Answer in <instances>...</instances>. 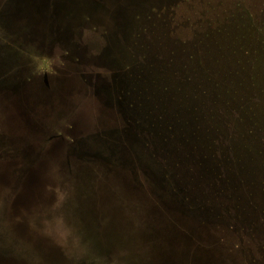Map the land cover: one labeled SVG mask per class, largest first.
<instances>
[{
	"label": "trees",
	"instance_id": "trees-1",
	"mask_svg": "<svg viewBox=\"0 0 264 264\" xmlns=\"http://www.w3.org/2000/svg\"><path fill=\"white\" fill-rule=\"evenodd\" d=\"M138 6L133 32L121 34L126 60L106 66L109 83L84 81L96 101V92H110L98 101L106 112L92 133L108 145L99 152L105 157L69 160V180L85 177L94 186L134 178L140 182L127 185H159L187 204L197 192L199 205L215 206L217 222L259 217L264 243V18L231 12L197 20L181 37L167 29L177 25L169 10L155 16L158 9ZM61 46L69 63L80 61L72 41ZM107 118L115 120L113 130L101 129ZM79 138L66 139L79 148ZM147 200L160 206L157 195Z\"/></svg>",
	"mask_w": 264,
	"mask_h": 264
},
{
	"label": "rangeland",
	"instance_id": "rangeland-1",
	"mask_svg": "<svg viewBox=\"0 0 264 264\" xmlns=\"http://www.w3.org/2000/svg\"><path fill=\"white\" fill-rule=\"evenodd\" d=\"M22 1L23 4L30 3L34 7L37 0ZM40 1L43 0H38L37 2ZM58 1L55 0V3L59 4ZM141 3L148 8L150 7V10H153V8L154 10L158 9L156 15L153 13L155 16H159L162 12L164 16L167 14L170 18H174V23L177 22V25L174 24L172 28L167 29L169 32H176L181 37L188 36L193 31L195 28L193 22L195 21L209 20V18L222 20L226 18L227 14L230 15L231 12L242 13L247 16L258 15L259 18H264V0H74L73 2H61V6H63L61 10L65 11L60 14L65 15L70 6L75 7L71 9L73 14L69 13L66 17L54 15L55 19L53 21L49 19L50 22L47 23L46 20H42L37 26L44 27L47 25V30L50 32L51 22H53V28L58 27L66 30L64 25L67 26V21L69 20V26L71 27H69L68 33L70 32V36L73 37L70 40L71 37L68 36L69 43L72 41L76 49L79 50L81 55L79 56L80 61H71L69 63L67 59L70 57L63 54L61 44H56L58 43V35L51 34V36L45 37L44 35V38H40V40L48 44L54 43L50 49L46 46L34 51V45H25L26 47H23L24 49L20 52L21 56L24 57L25 63L12 66V69L9 70L11 73L13 72L12 75L16 73L20 74V71H22V75L29 82L33 78L37 79V82L39 81L37 89L39 91L42 90L41 93H48V91L57 92V98L52 100L51 106L46 105L48 103L37 106L41 111L38 117L39 120L48 124L53 134L64 135L67 138L63 130L72 128L69 127L70 122L76 117L82 122V125L97 126L96 115L99 114L98 112H100L101 107L97 103L98 100L96 101L94 98L95 94L92 90L90 91L91 88L84 81L90 79L94 84L96 82L97 85L109 83L110 74L108 71H105L106 66L112 60H121V62L126 60L127 51L121 50H124L121 34L133 32L134 19L137 17L136 15L141 14L138 11V4ZM167 10L169 11L165 14L164 12ZM19 14L17 13L16 17ZM19 17H22V15ZM186 21L189 22L186 23ZM19 22L20 19L18 18L16 26H24L22 22ZM106 32L110 34V45V42L108 43L104 36ZM31 33L32 35L34 34V32ZM4 35L0 26V43L1 41H6ZM38 41H36L35 46L39 45ZM11 45L15 46L14 44ZM16 76L19 77L18 75ZM46 82L50 87L49 89L38 88V86L44 87V83ZM45 89H48V91ZM104 109L102 107L101 111L103 112ZM114 122V119H105L104 123L106 125L103 123L101 129L113 130L116 126ZM87 132L85 131L82 135L87 134ZM34 138L37 139L35 135ZM37 142L38 140H35V143ZM43 173L44 177L49 176V174L52 176L51 184L49 182L47 184L46 179L44 181L45 198L41 201L32 200L27 204H25L23 199H20L19 207L22 211V216L16 215L15 219L21 222V224L30 225L29 233H25L24 231L21 233L26 237L19 238V250H24L25 245L28 244L30 246L32 243L35 248L36 241H41L43 243L42 255L44 261L48 262L53 258L57 264H83L85 261L84 264H164V257H161L162 252L166 256L174 248L175 242L176 245H179L181 242L182 246H186L185 250H188V253L181 256L173 252L171 256L175 257V264H192L195 257L194 253H198L196 257L201 264H264V243L260 240L261 226L263 224L259 220V217L257 218L255 214L250 216L244 213V215H241V220H238L235 224L229 220H225V223L216 222L208 224L198 222L197 225V222L193 221V213L187 210L195 208L191 202L187 204L186 213L182 207L177 208L181 210H179L180 213L184 212L185 214L173 216L167 214L163 220L160 219L161 222L159 223H153L154 225L141 224V226H138L139 229L141 228L145 232H150L151 237L146 236V239H144L143 236L139 238L135 234L128 245H116L109 253L105 252V249L100 250V252H94V250H91L94 248H87L89 249L87 251L82 247L78 236L73 233L75 229H78L76 221L74 223L70 222V224H67L65 221L62 209L67 206L66 198L68 194L66 189L61 185L59 178L60 169L45 170ZM139 182L137 180V183ZM1 187L0 207L3 195H1ZM147 187L149 189L154 188V186ZM4 192L5 190L3 189L2 193ZM24 205H29L31 210L23 212V208L21 207ZM94 205L97 206V204ZM156 205L159 206L158 204ZM213 207L215 206L206 204L202 206V208L210 210ZM216 207L219 209V206ZM244 207L240 209H249L248 206ZM13 216L10 210L5 218L6 221L13 224L15 222ZM173 231L180 234L178 235L180 237L175 239L176 241L168 234H171ZM10 232L13 233V237L14 234L16 236V232ZM5 235L8 238L1 243L0 218V264L1 248L4 243L10 242L12 239L11 234ZM179 240L180 242L178 243ZM189 244L190 246H188ZM51 246L56 248L58 252L55 250L53 252ZM147 250L151 252V255H146L145 252ZM5 253L8 254V251H5ZM27 262L31 264V262ZM42 264L50 263L42 262Z\"/></svg>",
	"mask_w": 264,
	"mask_h": 264
},
{
	"label": "water",
	"instance_id": "water-1",
	"mask_svg": "<svg viewBox=\"0 0 264 264\" xmlns=\"http://www.w3.org/2000/svg\"><path fill=\"white\" fill-rule=\"evenodd\" d=\"M37 1H35V6L32 7L30 3L23 4L22 0H0V26L2 33L5 34L4 38L8 41H1L0 43V187L2 186L1 189L5 190L4 193L1 190V195H4V197L3 195L1 197L2 204L0 207L1 243L8 238L5 234H11L12 238L10 242L4 243L5 245L3 244L1 248V264H29L27 261L31 262V264H42V262L57 264L53 258L48 262L43 260V243L41 241H36L35 248L32 243L30 246L28 244L25 245L24 250H19V238L26 237L21 233L23 231L29 233L30 225L21 224V222L15 219L16 215L22 216V211L19 207L20 199H23L25 204H27L32 200L41 201L45 198L44 181L46 179V183L48 184L49 182L51 184L52 176L50 172L49 176L44 177L43 171L54 169L55 164H61L60 176L63 180L62 186L70 194L66 198L67 206L62 209L65 221L67 224L76 221L78 229H75L73 233L78 236L82 247L87 251L89 250L87 248H94L91 249L94 252H100V250L105 249V252L109 253L116 245H128L135 234L139 238L143 236L144 239H146V236L151 237L150 232H145V230L139 229L138 226H141V224L150 225L159 223L167 214L171 216L185 214L189 210L193 213L192 218L193 221L197 222V225L198 222L216 223L215 217L217 211L212 212L208 208H202L197 203L200 195L197 192L192 196L193 201L191 203L195 208L191 210L187 209L188 205L186 202L181 201L184 198L174 196L170 193L169 189L160 187L159 185L154 186L150 190L152 194L159 197L161 201L160 206L148 202V194H145L144 187L127 185L136 183L137 181H134V178H130L128 181L118 179L117 176L114 177V181L103 178V180L94 186H88L87 180H84L87 179L85 177H78L77 179L79 180L76 181L69 180L70 177H73V173L64 170L69 160L71 161L77 156L80 158H103L105 156L99 152L103 151L108 145H106V142L101 141V138L95 139L92 135L94 127L82 125V122L77 117L70 122L72 128L64 129L63 133L66 136H82V141L79 138L80 144L84 143L82 147L80 145L79 148H73L64 135L53 134L50 126L39 120L38 117L41 111L37 106L46 103H48L46 105H50L52 100L57 98V92L52 91V93L48 91L50 87L46 82L44 83V87L38 86V88H48L45 89L48 93H41L42 90L39 91L37 89L39 83L37 79L33 78L29 82L22 75V71H20V74L16 73L15 75H12L13 72L9 71L12 69V66L25 63L24 57L11 44L16 46L32 44L35 46L36 41L39 40V45L35 46V49L46 46L50 49L54 43L48 44L40 40V38H44V35L46 37L51 36V34H57L58 43L56 44H63L66 47L73 38L70 36V32L68 33L69 27H71L69 26V20L67 21V26L64 25L66 30L58 27L53 28L54 23L51 22L53 27L51 26L50 32L47 30V25L39 27L37 24L42 20H46L47 23L50 22L49 19L53 21L55 19L54 15L66 17L69 13L73 14L71 9L75 7L72 6L68 9L66 8L67 12L65 15L60 13L65 11L61 10V7L63 8L61 2H73L74 0H59V4L55 3V0L53 2L52 0ZM72 4L76 5L75 3ZM17 13H20L19 16L22 15V17H16ZM18 18L20 19L19 23L22 22L24 26H16ZM31 32H34V34L32 35ZM68 36L71 37L70 40ZM75 50V55L81 56L79 50ZM84 93L86 92L84 91ZM96 95L99 99H97L98 101H100V97H103L100 94L98 95L97 92ZM106 97H110V92L104 93L103 98L105 99ZM98 101L97 103H100ZM99 107L102 108L101 104ZM101 108L100 112H98L99 114H97V121L98 115L102 113ZM104 112L105 109L103 110ZM85 131H88L85 134L86 136L82 135ZM34 135L37 139L34 138ZM35 140H38V142L35 143ZM91 151H96V153L89 154ZM77 175L75 173V177ZM94 204H97V206ZM178 207H182L185 213H180V209H177ZM21 208H23V212L31 210L29 205H24ZM10 210L15 219L13 224L8 223L5 219ZM221 222L225 223L226 221L221 220ZM17 229L19 231L16 232ZM10 231L16 232V236L14 234L13 237V233ZM168 234L174 240L180 237L178 236L180 234L175 231ZM7 244L9 245L7 246ZM173 246L174 248L168 252V256H165L162 252L161 257H164V264H175V257L171 256L173 252L181 256L188 253V250H185L186 246H182L181 242L179 245H176L175 242ZM106 248L109 250L107 251ZM51 249L53 252L54 250L58 252L52 246ZM5 251H8V254ZM145 253L147 256L151 255V252L148 250ZM197 254L194 253L195 257L192 264H201L197 260Z\"/></svg>",
	"mask_w": 264,
	"mask_h": 264
},
{
	"label": "flooded vegetation",
	"instance_id": "flooded-vegetation-1",
	"mask_svg": "<svg viewBox=\"0 0 264 264\" xmlns=\"http://www.w3.org/2000/svg\"><path fill=\"white\" fill-rule=\"evenodd\" d=\"M22 45H24V44H22ZM22 45H19V46H14L19 52H21L24 48V46H22ZM34 49H35V46H34ZM34 51H36V49L34 50ZM30 52H31V50H30ZM149 193H151V190L150 189H145V194H149Z\"/></svg>",
	"mask_w": 264,
	"mask_h": 264
}]
</instances>
